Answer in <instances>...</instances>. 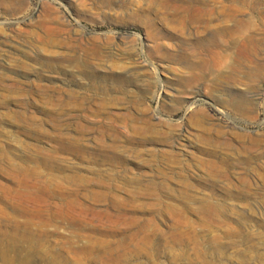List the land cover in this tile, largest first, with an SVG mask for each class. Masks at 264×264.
Listing matches in <instances>:
<instances>
[{"label":"rangeland","instance_id":"374dc122","mask_svg":"<svg viewBox=\"0 0 264 264\" xmlns=\"http://www.w3.org/2000/svg\"><path fill=\"white\" fill-rule=\"evenodd\" d=\"M162 1L0 0V264H264V0Z\"/></svg>","mask_w":264,"mask_h":264},{"label":"bare ground","instance_id":"6f19581e","mask_svg":"<svg viewBox=\"0 0 264 264\" xmlns=\"http://www.w3.org/2000/svg\"><path fill=\"white\" fill-rule=\"evenodd\" d=\"M180 2V1H179ZM241 2H243V1H240V3ZM248 2V1H247ZM160 3V2H159ZM244 3V2H243ZM156 4V3H155ZM173 4V3H172ZM183 5H181V6H173V5H171V3H170V1H168V0H163L162 1V9L163 10H165V11H168V10H172L173 11V13L175 14V16H178V17H180L179 18V23L180 24H182V25H186V24H194V25H196V24H203V25H205L206 26V28L207 29H212L213 30V36L215 37V40H216V38H220L222 41H223V37H227V35L230 37V38H233V36L232 35H234L233 34V32L231 31V29H222L221 30V28H212L211 26H210V24L209 23H211V18L214 16V15H216V14H219V7H218V5H220V4H218L217 2H214V4L213 5H210V3H208V1L206 0H198V1H190V2H184V3H182ZM235 4H237V3H235ZM234 4V5H235ZM248 4V3H247ZM175 5V4H174ZM233 5V6H234ZM238 5H240V4H238ZM249 5V4H248ZM251 5H253V6H256V4H251ZM211 6V7H210ZM231 6V5H230ZM246 6V5H245ZM248 7V6H247ZM235 8V7H234ZM237 8V7H236ZM250 8H251V6H250ZM238 10H239V8H238ZM159 11V10H158ZM240 12V11H239ZM236 14V13H235ZM238 14V13H237ZM253 20V19H252ZM178 21V20H177ZM239 21V20H238ZM236 22V21H235ZM241 22V21H240ZM240 22H236L237 23V25H235V26H238V25H240V26H242V25H244L245 24V26H247L246 25V23L242 20V22L240 23ZM264 22V21H263ZM253 23V21L251 22V26L253 25L254 26V24H256V23H254V24H252ZM248 25H249V23H248ZM238 27V28H240L239 30H241V27ZM245 26H244V30H245ZM250 26V27H251ZM252 26V27H253ZM257 26V25H256ZM247 28V27H246ZM254 28V27H253ZM248 29V28H247ZM243 30V31H244ZM257 30V29H256ZM211 31V30H210ZM231 31V32H230ZM236 31V30H235ZM255 31V30H254ZM239 32H242V30L241 31H239ZM244 32H246V31H244ZM248 32H249V30H248ZM250 32L252 33V31H251V28H250ZM234 33H236V32H234ZM247 33V32H246ZM246 33H242V34H246ZM239 34V33H238ZM241 34V35H242ZM249 33H247V35H248ZM250 35V34H249ZM248 35V36H249ZM238 37V39H234V42H233V47H234V49H235V51L237 52L236 53V60L238 61V59H241L242 57H249L251 54H249L251 51H253V50H256V48H257V43H258V41L256 42L255 41V39H254V37L251 35V37L249 36V38H244V37H246V35L245 36H239V35H237ZM221 41V42H222ZM218 42V41H217ZM223 43V45H226L227 44V42H225V41H223L222 42ZM226 43V44H225ZM215 44V43H214ZM213 46V44L210 46V48L208 47L207 49H209L207 52H208V58L210 59V61L211 62H213L215 65H217V66H222V65H225L226 63L225 62H227V60H229L230 58H231V55H229L226 51H225V49L223 50V51H221V52H217V51H215V50H212L211 49V47ZM216 47V46H215ZM225 47V46H224ZM229 47V46H228ZM214 49V48H213ZM228 49V48H227ZM232 49V48H231ZM233 49V50H234ZM217 50V49H216ZM228 51V50H227ZM225 63V64H224ZM221 68V67H220ZM218 72V71H217ZM230 72V71H229ZM237 104V103H236ZM237 107H239V106H242V103H239L238 102V104L236 105ZM241 108V107H240ZM242 110H243V108H242ZM241 111V110H240ZM200 112H202V111H200ZM200 112H198V113H200ZM197 113V112H196ZM201 114V113H200ZM197 116V115H196ZM211 163V162H210ZM212 164V163H211ZM11 166H13V165H11ZM26 176V175H25ZM28 177V176H27ZM48 189V188H47ZM10 192H13V191H10ZM11 206V205H10ZM14 206V205H13ZM16 213V212H15ZM44 218V217H43ZM46 219V218H45ZM47 219H49V218H47ZM46 219V220H47ZM43 220V219H42ZM50 220H52V219H50ZM46 222H48V221H46ZM50 222V221H49ZM10 237V236H9ZM15 237V236H14ZM26 239V238H25ZM34 239H28V240H26V242L27 243H29V251L30 252H36L37 251V244L33 241ZM1 242H3V241H1ZM87 246L88 245H84V247L82 248V249H78V248H76V250L78 251H86V248H87ZM73 247V246H72ZM1 248V247H0ZM70 249V248H69ZM75 249V248H74ZM73 250V249H72ZM38 251H40V250H38ZM92 252V251H91Z\"/></svg>","mask_w":264,"mask_h":264}]
</instances>
